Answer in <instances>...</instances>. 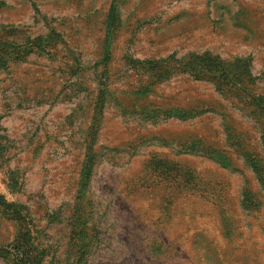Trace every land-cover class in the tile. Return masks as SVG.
Returning a JSON list of instances; mask_svg holds the SVG:
<instances>
[{
	"label": "rangeland",
	"instance_id": "rangeland-1",
	"mask_svg": "<svg viewBox=\"0 0 264 264\" xmlns=\"http://www.w3.org/2000/svg\"><path fill=\"white\" fill-rule=\"evenodd\" d=\"M0 264H264V0H0Z\"/></svg>",
	"mask_w": 264,
	"mask_h": 264
},
{
	"label": "trees",
	"instance_id": "trees-1",
	"mask_svg": "<svg viewBox=\"0 0 264 264\" xmlns=\"http://www.w3.org/2000/svg\"><path fill=\"white\" fill-rule=\"evenodd\" d=\"M200 61L201 62H203L204 63V65H205V67H207L208 65H213L214 64V61H213V59H211V58H204V59H200ZM221 66V69L220 70H217L219 73H220V71L221 72H224V73H228V74H230V76H232V75H234L233 74V72H232V70H228V69H222V65H220ZM187 67H190V66H187ZM188 69L187 68H185V71H187ZM208 71H211L210 69H208ZM218 73L214 76V77H217L218 78ZM89 158H90V156H89ZM91 159V158H90ZM84 170L85 171H88V161H86L85 162V164H84V167H83V172H84ZM84 177L85 176H82V179H81V182L84 180V181H87L86 179H84Z\"/></svg>",
	"mask_w": 264,
	"mask_h": 264
}]
</instances>
